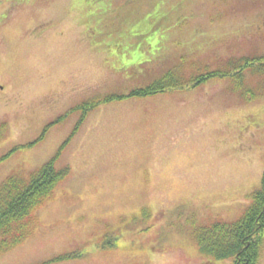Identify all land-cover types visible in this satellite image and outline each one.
<instances>
[{"label": "rangeland", "instance_id": "obj_1", "mask_svg": "<svg viewBox=\"0 0 264 264\" xmlns=\"http://www.w3.org/2000/svg\"><path fill=\"white\" fill-rule=\"evenodd\" d=\"M258 55L264 0H0V157L51 125L0 161V183L27 177L67 139L54 165L69 168L0 264L75 251L44 264H231L200 252L193 234L236 221L260 187L264 74L245 70L241 88L217 77L103 102L73 134L79 111L56 119L178 63L187 77ZM259 245L264 264V234Z\"/></svg>", "mask_w": 264, "mask_h": 264}, {"label": "trees", "instance_id": "obj_2", "mask_svg": "<svg viewBox=\"0 0 264 264\" xmlns=\"http://www.w3.org/2000/svg\"><path fill=\"white\" fill-rule=\"evenodd\" d=\"M227 65V69H206L184 77L178 72L182 67L181 63H178L146 84L133 87L128 93H109L102 97L83 100L71 108L72 110L70 109L58 117L56 121L73 111H79L80 118L71 133L73 134L89 111L100 103L113 99L147 97L170 89H191L217 77L229 78L233 81L232 84L235 88H241L240 76L245 70L251 74H264V55L232 59L227 62ZM241 92L243 97L253 95L251 89L243 88ZM50 126L49 124L48 127ZM47 128L34 141L12 147L0 157V161L17 148L32 145L42 139ZM6 133L7 124L0 122V141L6 136ZM67 141L68 139L49 161L30 172L27 177L13 173L0 183V254L13 249L31 235L33 225L36 222V209L52 196L57 184L68 174L69 168L67 166L56 168L54 165ZM251 199V204L236 221H217L194 231L193 238L200 252L217 259H231V264H255L259 244L264 234V230L261 229L264 225V172L260 187L251 194ZM261 221L263 223H260ZM108 244V242L102 241L101 246L107 247ZM79 252L64 253L37 264L74 258L79 256Z\"/></svg>", "mask_w": 264, "mask_h": 264}]
</instances>
